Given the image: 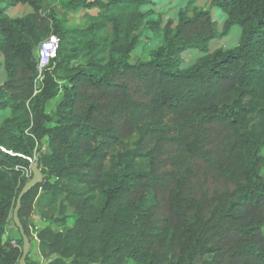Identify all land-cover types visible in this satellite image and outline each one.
Instances as JSON below:
<instances>
[{
    "label": "trees",
    "instance_id": "16d2710c",
    "mask_svg": "<svg viewBox=\"0 0 264 264\" xmlns=\"http://www.w3.org/2000/svg\"><path fill=\"white\" fill-rule=\"evenodd\" d=\"M2 1L0 264H20L12 216L34 162L18 218L45 264H264V0H186L166 20L155 0H66L74 27L50 0ZM233 26L238 44L209 50ZM144 32L160 43L134 59Z\"/></svg>",
    "mask_w": 264,
    "mask_h": 264
},
{
    "label": "rangeland",
    "instance_id": "374dc122",
    "mask_svg": "<svg viewBox=\"0 0 264 264\" xmlns=\"http://www.w3.org/2000/svg\"><path fill=\"white\" fill-rule=\"evenodd\" d=\"M64 1L66 0H50L51 5L54 8V11L58 16H63L67 18L66 26L67 27H74V26H83L85 21L81 18L79 9L76 10H65L63 4ZM208 2L209 0H196V5L199 8L202 9H207L208 8ZM6 3L5 1L0 2V7L4 6ZM186 4V0H155V3L152 4L151 6L145 7V9H153V11L163 13V19L166 20L168 18L174 19L176 12L184 7ZM31 11L30 6L28 5H23L19 4L14 7H11L7 9L6 13L8 14L9 17L11 18H16L19 16H22L28 12ZM212 18L217 21L218 23H221L224 19V15L221 10L219 9H212L211 10ZM240 37V28L238 26H233L229 33L224 36L221 39H216L212 42L209 43V50H213L216 47H222L224 49H229L232 47H235L238 44V40ZM160 35L159 36H153L152 34L148 32H144V35L142 36L140 43L135 47L133 50L132 56L134 59L140 57L143 55V53L151 48L156 47L160 43ZM200 55V52L194 49H189L183 53V67L188 66L191 64L196 57ZM5 78V72L2 68H0V83L4 80ZM62 83V82H61ZM60 99V94L51 99L46 106V109L48 112H52L54 110V107L56 106V103ZM9 114V111H0V119L3 118L4 116H7ZM33 223L36 225V227L41 228L43 226V223L39 221L38 219V214H35L33 217ZM72 224V219H68L67 225ZM54 229H57L55 225H52ZM12 231V232H11ZM7 233L12 236V237H18L17 232L14 229V226L11 224L8 227ZM36 242V239L33 238L31 243ZM37 243V242H36ZM35 251V245L31 244V251ZM33 251V254H34ZM45 259L42 262V264H45Z\"/></svg>",
    "mask_w": 264,
    "mask_h": 264
},
{
    "label": "water",
    "instance_id": "95a60500",
    "mask_svg": "<svg viewBox=\"0 0 264 264\" xmlns=\"http://www.w3.org/2000/svg\"><path fill=\"white\" fill-rule=\"evenodd\" d=\"M30 171L32 173V177L23 185L18 198H17V203L15 208L13 209V223L15 227L19 230V233L22 237L23 245H22V255L19 259L20 264H25V257L27 256L29 249H30V241L29 239L25 236L22 230L21 222L18 218V210L20 207V202L22 197L27 194L30 189H32L36 184L42 181V175L41 172L37 166V164L34 162L31 167Z\"/></svg>",
    "mask_w": 264,
    "mask_h": 264
},
{
    "label": "built area",
    "instance_id": "2783aa9c",
    "mask_svg": "<svg viewBox=\"0 0 264 264\" xmlns=\"http://www.w3.org/2000/svg\"><path fill=\"white\" fill-rule=\"evenodd\" d=\"M57 43H58V38L55 34H50L45 40L39 43L36 49L37 72L39 75L46 67V65L49 63V61L55 57L57 50ZM27 174H29L28 171Z\"/></svg>",
    "mask_w": 264,
    "mask_h": 264
},
{
    "label": "crops",
    "instance_id": "0c3cea01",
    "mask_svg": "<svg viewBox=\"0 0 264 264\" xmlns=\"http://www.w3.org/2000/svg\"><path fill=\"white\" fill-rule=\"evenodd\" d=\"M12 232V231H11ZM31 244L35 245V251L32 250L31 251ZM34 251V254H33ZM29 259L34 260L39 262L40 264H42V262L44 261V259H42L39 254H38V250H37V243L35 242V244L32 242L30 243V249H29Z\"/></svg>",
    "mask_w": 264,
    "mask_h": 264
}]
</instances>
